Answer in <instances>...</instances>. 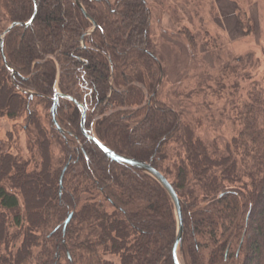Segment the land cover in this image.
<instances>
[{
    "label": "trees",
    "instance_id": "16d2710c",
    "mask_svg": "<svg viewBox=\"0 0 264 264\" xmlns=\"http://www.w3.org/2000/svg\"><path fill=\"white\" fill-rule=\"evenodd\" d=\"M35 1L33 24L13 28L0 43V119L28 110L27 91L50 104L59 73L60 92L74 101L63 100L57 118L74 145L62 141L64 165L54 170L51 140L30 109L37 137L29 145L40 162L5 152L0 141V264H174L169 195L87 139L78 104L86 129L106 147L151 164L176 190L183 264H264V95L251 93L240 111L243 128L223 149L208 146L181 112L158 100L164 71L151 49L147 0H79L97 24L84 48L92 24L73 0ZM0 11L1 36L4 22L32 18L34 2L0 0ZM235 15L249 33L250 19L241 9ZM184 35L195 58L196 37ZM34 179L39 189L28 183Z\"/></svg>",
    "mask_w": 264,
    "mask_h": 264
},
{
    "label": "rangeland",
    "instance_id": "374dc122",
    "mask_svg": "<svg viewBox=\"0 0 264 264\" xmlns=\"http://www.w3.org/2000/svg\"><path fill=\"white\" fill-rule=\"evenodd\" d=\"M148 4L152 15L151 49L164 71L157 87L158 100L181 112L196 137L206 145L223 149L242 130L240 111L250 101L251 93L258 91L264 95V0H150ZM237 9L250 19L249 33L237 25ZM228 14L231 22L227 20ZM9 26L5 22L1 25L5 29ZM188 31L197 40L195 58L184 35ZM222 84L226 85L225 90ZM48 102L32 99L19 119L1 118L0 141L5 152L33 161L35 166L40 162L37 148L29 145V138L37 137V131L30 126V109L51 140L53 169L59 170L64 165L62 141L72 146L74 139L53 133L52 103ZM28 183L39 189L40 182L35 179ZM53 187L54 182L47 186L51 190ZM192 188L198 191L196 184ZM179 258L183 264L181 251Z\"/></svg>",
    "mask_w": 264,
    "mask_h": 264
},
{
    "label": "water",
    "instance_id": "95a60500",
    "mask_svg": "<svg viewBox=\"0 0 264 264\" xmlns=\"http://www.w3.org/2000/svg\"><path fill=\"white\" fill-rule=\"evenodd\" d=\"M75 2V4H77L80 8V10L82 11V13L84 14V16L90 21V23L92 24V28L89 32H87V34L85 36L82 37V44H83V48L85 47V42L84 39L86 36H89L91 34H93V32L95 31V29L97 28V24L95 21H93L89 15L87 14L85 8L83 7L82 3L79 0H73ZM34 2V14L32 16V18L26 22V23H13L11 24L5 31L4 33L0 36V43H1V48H3L4 45V40L5 37L12 31L13 28L16 27H24V28H28L30 27L33 22L36 19L37 16V11H38V6L35 0H33ZM9 68V67H8ZM12 76L15 75V72L9 68ZM59 72V71H58ZM58 80H59V73L57 76V82L55 85V95L53 98L49 99L50 102L52 103L51 106V117H52V121L54 126L56 127V129L58 130V132L64 137L67 138L66 132L64 131V129L60 126L59 122H58V118H57V114H58V109H59V105H60V100L61 99H67L70 101H74L72 98L67 97L65 95H63L59 89H58ZM161 80H162V76H161ZM27 94H30V100L33 99V93L32 92H26ZM78 106L81 108L82 110V118H81V128H82V132L85 135V137L87 139H89L90 141H92L109 159H111L112 161L118 163V164H122V165H126L128 167H131L133 169H136L148 176H150L151 178H153L169 195L172 204L174 206L175 209V214H176V219H177V234H176V241H175V245H174V249H173V260H174V264H182L179 258V253L182 250V243H183V236H184V221H183V215H182V209H181V201L180 198L176 192V190L174 189V187L172 186V184L169 182V180L161 173L159 172L157 169H155L151 164L149 163H145L142 161H138L129 157H125L122 155H119L117 153H115L114 151H112L111 149H109L108 147H106L95 135L94 133L89 132L86 129V116H87V111L85 109V107H82L80 104H78ZM68 167V166H67ZM67 167L64 168L63 170V174H62V178L67 170ZM62 178H61V182L60 185L62 186ZM73 218V213H71L68 218L66 219L64 226H63V232L65 233L67 226L70 224L71 220Z\"/></svg>",
    "mask_w": 264,
    "mask_h": 264
},
{
    "label": "crops",
    "instance_id": "0c3cea01",
    "mask_svg": "<svg viewBox=\"0 0 264 264\" xmlns=\"http://www.w3.org/2000/svg\"><path fill=\"white\" fill-rule=\"evenodd\" d=\"M111 1V3H115L116 2V0H110ZM147 2L149 3L150 2V0H147ZM233 12H235V10L233 9ZM231 13V12H230ZM227 14V13H226ZM231 15V14H230ZM229 14H228V19L227 20H229V22H231L232 20L230 19V18H232L231 16H230ZM236 18V17H235ZM164 23V22H163ZM235 23L236 22H234L233 21V26L235 27ZM165 24V23H164ZM238 25V24H237ZM230 29H232V28H230ZM237 32V31H236Z\"/></svg>",
    "mask_w": 264,
    "mask_h": 264
}]
</instances>
